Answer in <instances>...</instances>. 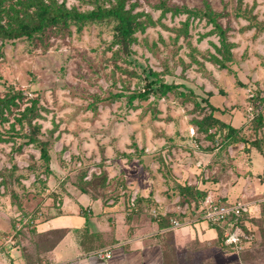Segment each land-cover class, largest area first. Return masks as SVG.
I'll return each mask as SVG.
<instances>
[{
	"label": "rangeland",
	"instance_id": "rangeland-1",
	"mask_svg": "<svg viewBox=\"0 0 264 264\" xmlns=\"http://www.w3.org/2000/svg\"><path fill=\"white\" fill-rule=\"evenodd\" d=\"M55 1L81 13L116 4ZM161 2L211 9L232 55L228 69L214 61L220 43L208 20L162 15ZM125 9L142 26L127 47L115 42L111 20L79 32L70 26L69 34L49 30L32 41H0V98L19 94L0 119V253L19 238L35 248L42 241L33 226L60 206L83 209L84 195L125 221L137 213L163 219L166 227L170 217L199 220L192 202L179 195L180 185L204 192L201 207L206 201L247 202L242 243L220 240L203 249L235 256L228 264H264V166L257 169L255 150L243 143L224 146L226 129L204 133L195 125L212 115L237 129L238 137L264 142V126L254 127L257 114L264 125V0H125ZM155 79L178 88L128 100ZM27 109L34 112L21 117ZM30 134L48 143V167L28 143Z\"/></svg>",
	"mask_w": 264,
	"mask_h": 264
},
{
	"label": "crops",
	"instance_id": "crops-1",
	"mask_svg": "<svg viewBox=\"0 0 264 264\" xmlns=\"http://www.w3.org/2000/svg\"><path fill=\"white\" fill-rule=\"evenodd\" d=\"M253 153L260 164L257 169H262L264 158ZM80 200L86 204L83 209L75 204L60 206L56 214L33 226L34 235L42 241L35 248L24 240L30 247L22 251L23 238L6 242L0 264H200L211 258L216 264H228L236 260L216 247L211 253L203 249L205 244L223 240L226 224L212 226L180 215L170 217V227H166L165 220H145L142 213L125 221L123 215H114L113 207H102L88 195ZM178 219L184 220V225L173 228L171 221ZM192 243L201 249L192 252ZM105 251L110 252V258L98 256Z\"/></svg>",
	"mask_w": 264,
	"mask_h": 264
},
{
	"label": "trees",
	"instance_id": "trees-1",
	"mask_svg": "<svg viewBox=\"0 0 264 264\" xmlns=\"http://www.w3.org/2000/svg\"><path fill=\"white\" fill-rule=\"evenodd\" d=\"M10 1L14 2L10 4ZM159 9L162 15L171 13V15L174 16L186 14L205 17L213 26V30L217 33L219 38L220 47L217 48V52L220 59L215 57L214 61L221 69H228L227 64L232 61V55L226 41L225 31L217 21L218 16L215 15L211 9L207 8L206 12L201 13L187 8H170L163 2L160 3ZM104 20L115 22V42L122 47H127L131 42L135 27L142 29L141 24L135 23L134 18L125 9V0H116V4L109 9L97 8L85 13L78 12L74 9H68L65 5L59 4L55 0H0V41H16L20 39L32 41L37 37L44 38L49 30H54L58 33L66 32L69 34L70 26H74L76 31L79 32L88 23L102 22ZM145 86L142 92L131 94L128 100L132 101L137 98L143 99L150 93L155 92L163 96L171 90L178 88L175 85H167L159 82L157 79L147 82ZM17 97H19V94L0 98V119L3 118L4 110L15 105ZM210 107L213 111L216 110L211 105ZM27 110V114H23L21 117L27 118L29 115L28 113L34 112L33 109ZM18 121L19 123L22 122L20 119ZM30 121L31 120H29V125ZM195 125L200 132L203 131L204 133H208L209 129L217 126H219L221 130L226 129L227 134L223 139L224 146L240 142L246 145V151H249L248 149H254L264 157V142L261 139L255 138L254 140L247 141L244 137H238L237 129L227 126L212 115L203 118L201 121L195 122ZM263 126V118L257 114V117L254 119V127L259 130ZM27 139L28 143L35 144L38 147L40 158L48 167L50 163V154L47 149L48 143L38 139L32 134L27 136ZM177 191L180 196L192 202L191 205L194 213L199 214V220L202 221L200 219L202 214L201 202L205 196L204 192L180 185L177 186ZM245 216L247 215L241 218L242 221ZM239 226L241 228L242 226L244 227L243 223L239 224Z\"/></svg>",
	"mask_w": 264,
	"mask_h": 264
},
{
	"label": "built area",
	"instance_id": "built-area-1",
	"mask_svg": "<svg viewBox=\"0 0 264 264\" xmlns=\"http://www.w3.org/2000/svg\"><path fill=\"white\" fill-rule=\"evenodd\" d=\"M201 210L202 214L200 219L207 224L212 226L226 224L223 232V241L226 245L238 246L242 243V229L239 224L243 223L241 218L249 213L247 202L242 200L233 203L206 201ZM151 213L154 217L158 216L155 210H152ZM161 216H165V214H161ZM171 225L173 228H179L184 225V220H172ZM98 256L108 259L110 258V252H100Z\"/></svg>",
	"mask_w": 264,
	"mask_h": 264
}]
</instances>
